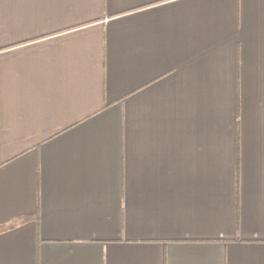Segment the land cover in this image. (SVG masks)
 <instances>
[{
    "label": "crops",
    "instance_id": "0c3cea01",
    "mask_svg": "<svg viewBox=\"0 0 264 264\" xmlns=\"http://www.w3.org/2000/svg\"><path fill=\"white\" fill-rule=\"evenodd\" d=\"M0 264H264V0H0Z\"/></svg>",
    "mask_w": 264,
    "mask_h": 264
}]
</instances>
